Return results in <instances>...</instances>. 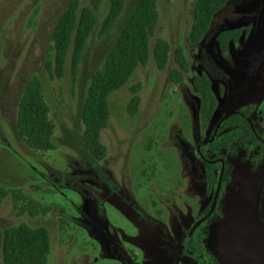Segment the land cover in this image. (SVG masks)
Instances as JSON below:
<instances>
[{"label": "rangeland", "instance_id": "obj_1", "mask_svg": "<svg viewBox=\"0 0 264 264\" xmlns=\"http://www.w3.org/2000/svg\"><path fill=\"white\" fill-rule=\"evenodd\" d=\"M71 1L0 0V187L21 189L43 206H56L47 218L17 219L6 201L0 205V230L20 223L47 229L49 264H133L131 253L140 264H195L183 254L186 234L212 201L207 160L198 156V147L221 117L245 113L248 107L264 131V112H258L264 104V0H230L196 46L189 42L196 0H160L150 46L159 37L166 40L170 62L159 71L150 59L111 95L110 120L101 134L107 149L102 162H95L82 145L81 108L92 76L102 69L137 0H127L117 24L100 40L108 11L104 0L74 91L70 57L61 81L48 82L43 69L54 28ZM226 29L243 34L222 52L216 37ZM177 46L185 51L189 74L173 91L168 80ZM33 74L42 80L56 127L52 141L57 150L46 155L28 150L15 128L19 100ZM201 75L210 80L218 102L215 120L205 130L192 85V78ZM136 86L140 104L130 118L127 107ZM230 162L218 218L201 224L206 234L199 232L204 242L197 253L211 264L214 259L218 264H264V159L258 154L251 161L239 156Z\"/></svg>", "mask_w": 264, "mask_h": 264}, {"label": "trees", "instance_id": "obj_2", "mask_svg": "<svg viewBox=\"0 0 264 264\" xmlns=\"http://www.w3.org/2000/svg\"><path fill=\"white\" fill-rule=\"evenodd\" d=\"M72 0L58 20L51 36V45L47 48L43 61L44 73L48 82L61 81L65 74L67 57L71 76L72 91H74L82 54L87 41L94 33L97 25V13L101 10L104 0ZM160 0H137L134 10L117 38L115 44L106 56L101 70L91 78L81 108V122L83 133L82 145L95 162H102L107 156V149L101 142V134L106 130L110 120L109 98L115 92L123 89L136 70L145 67L150 59L155 67L162 71L170 62V45L163 38H157L152 49L151 39L154 38L159 24L158 3ZM187 4L189 0H182ZM230 0H196L193 7V20L189 33V42L196 46L208 34L214 17L220 13ZM108 11L101 22L98 39L102 40L110 33L121 18L127 0H107ZM241 29H226L216 37L218 48L226 52L230 44H236L242 37ZM175 68L171 71L168 86L173 90L184 81L189 74V65L185 51L177 46L173 54ZM194 93L200 99V121L205 130L215 120L218 102L212 92L210 80L204 76L192 78ZM140 87L133 88L134 97L129 102L127 114L130 118L137 115L140 98L137 95ZM252 109L247 112L238 111L230 115L221 123V117L213 127L210 137L198 147L197 154L204 160L215 162L205 165L207 194L213 201L218 183L221 164L224 163L223 182L229 179L230 168L227 162L237 157L244 161H251L260 154L264 159V131L257 127V120L252 117ZM51 109L43 94L41 78L33 74L29 77L19 100L15 128L20 141L35 154L46 155L56 149L53 136L56 127L50 119ZM254 114H257L254 113ZM252 117V118H251ZM253 124L255 134L248 121ZM220 124L215 138L211 141L216 126ZM231 163V162H230ZM227 175V177H226ZM222 185L217 205L207 221H214L216 209L221 201ZM10 201L17 219L47 218L56 206H43L33 197L25 194L21 189L0 187V205ZM212 201L204 211L206 217L212 207ZM155 212L160 214L153 204ZM201 217V218H203ZM199 218V219H201ZM197 222V221H196ZM65 226L66 222L61 221ZM191 226L189 231L194 227ZM200 225L192 235L183 254L189 259L196 260L195 264H207L210 260L197 253L204 242V232ZM186 234V237L189 233ZM199 233V234H198ZM198 236L196 237V235ZM207 250V249H206ZM50 233L43 227H30L20 223L16 227L0 230V257L2 264H49L50 263ZM202 255V256H201ZM133 264H140L137 256L131 253ZM214 264L218 262L214 259ZM211 264V263H210Z\"/></svg>", "mask_w": 264, "mask_h": 264}, {"label": "water", "instance_id": "obj_3", "mask_svg": "<svg viewBox=\"0 0 264 264\" xmlns=\"http://www.w3.org/2000/svg\"><path fill=\"white\" fill-rule=\"evenodd\" d=\"M234 114H238V113H237V112H234V113H229V114L224 115L223 119L221 120V123H222L223 121H225L226 118H227L228 116H230V115H234ZM247 121H248V124L250 125V128H251L252 132L255 134L256 132H255V130H254V127H253L252 122H251L250 120H247ZM221 123H219V124L216 126V129L214 130V133H213V136H212V138H211V141L215 138V136H216V134H217V131H218V129H219ZM262 143L264 144V142H262ZM197 151H199V150H197ZM205 162H206V163H209V164H214V163H216V161H215V162L205 161ZM218 162L221 164V170H220V173H219L218 183H217V187H216V190H215L214 198H213V201H212V207H211V210H210L209 214H208L206 217L202 218L203 220L201 219V221H199L198 223H196L195 226H194V228L191 229V230L189 231V233H188V235H187V237H186V240H185L184 248L187 247V245H188L189 241L191 240L192 235L194 234L195 230H196V229H197V228H198L203 222H205V221L207 220V218L213 213V211H214L215 208H216L217 201H218V198H219L220 189H221V185H222L223 174H224V163H223L222 160H218Z\"/></svg>", "mask_w": 264, "mask_h": 264}, {"label": "flooded vegetation", "instance_id": "obj_4", "mask_svg": "<svg viewBox=\"0 0 264 264\" xmlns=\"http://www.w3.org/2000/svg\"><path fill=\"white\" fill-rule=\"evenodd\" d=\"M259 113H263L264 112V104L262 105L261 109L258 111Z\"/></svg>", "mask_w": 264, "mask_h": 264}]
</instances>
